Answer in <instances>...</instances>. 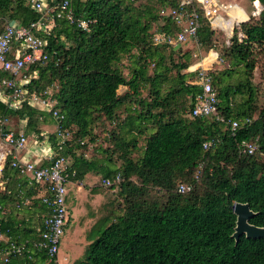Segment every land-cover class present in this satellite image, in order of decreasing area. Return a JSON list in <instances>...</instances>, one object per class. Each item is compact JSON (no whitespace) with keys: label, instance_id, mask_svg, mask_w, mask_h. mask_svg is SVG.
<instances>
[{"label":"trees","instance_id":"1","mask_svg":"<svg viewBox=\"0 0 264 264\" xmlns=\"http://www.w3.org/2000/svg\"><path fill=\"white\" fill-rule=\"evenodd\" d=\"M61 1L48 0L50 6ZM139 1L71 0L70 9L89 26L56 17L50 34L43 35L48 60L26 71L39 70L29 93L56 101L63 118L28 103L10 109L1 98L0 118H9L8 128L12 117L26 119L25 131L40 135L42 116L43 124L70 132L62 153L77 180L90 172L122 175L110 188L118 189L122 200L92 227L90 243L75 264H264V237H233L236 202L248 203L256 213L250 223L264 227V107L258 113L254 73L257 51L264 50V0H257L263 5L259 17L237 24L230 44L218 52L228 67L208 72L218 113L240 122L235 132L215 115H190L202 85L196 70H186L200 63L191 62L186 51L176 61L173 45L155 41L156 33L180 31L172 16L162 13L180 0ZM187 7L201 13L198 44L214 48L216 29L199 2ZM41 16L30 0H0V32L9 21L30 25ZM125 57L130 75L121 65ZM5 76L0 72V81ZM121 86L125 93L118 92ZM142 88H149L148 97ZM212 139L214 145L205 147ZM244 141L258 148L243 153ZM5 176L10 180L0 188V230L21 240L37 239V213L46 207L33 199L20 208L18 201L32 198L38 188L25 186L10 166ZM181 184L191 188L181 192ZM45 258L36 252L33 259L12 256L7 264H43Z\"/></svg>","mask_w":264,"mask_h":264},{"label":"built area","instance_id":"2","mask_svg":"<svg viewBox=\"0 0 264 264\" xmlns=\"http://www.w3.org/2000/svg\"><path fill=\"white\" fill-rule=\"evenodd\" d=\"M197 1L214 28L227 23L218 10L221 7H218L214 0ZM30 2L33 9L42 13L41 18L30 25L9 21L0 32V72L6 74L0 81V98L10 109H20L28 103L40 111L52 112L57 118H63L59 110L54 108L56 101L41 97L36 92L29 93L27 86L39 75V70L35 69L32 73L26 71L38 62L46 63L48 60V55L44 52L47 40L43 35L50 34L56 17L65 15L71 22H76L85 29L89 22L75 16L70 9L71 0H63L56 6H50L48 0ZM192 2L193 0H180L178 7L162 10L163 14L172 16L180 31L175 35L156 33L157 43L167 41L173 46H178L190 40H197L201 13L196 8L187 7ZM231 6L226 5L224 8ZM196 71L202 92L197 95L190 115L192 117L215 115L216 120L229 124L231 130L235 132L240 122L218 113L217 92L207 69L200 67ZM40 119L43 120V117ZM23 120L26 123V119ZM249 121L250 118H247L246 122ZM8 124L9 118H0V188H7L10 177L5 175L7 166H10L26 182L25 186L38 188L37 194L32 198L22 196L18 206L23 208L30 205L33 199H39L46 207V211L35 226L39 236L37 239L21 240L14 237L10 230L6 232L0 230V262L7 264L12 256L33 259L36 252H43L46 255L43 264H61L59 254L66 233L68 185L77 175V171L71 167V160L62 153L69 141L70 132L57 125L56 135L52 137L49 131H42L38 135L27 133L25 125H21L19 130H13L7 127ZM213 145V139L205 143V147ZM32 148H36L37 153L30 157L29 151ZM257 148L255 143L244 141L241 152L252 154ZM121 180L120 173L114 177L102 176L100 185L111 188ZM190 188L191 186L181 184L179 190L184 192Z\"/></svg>","mask_w":264,"mask_h":264},{"label":"rangeland","instance_id":"3","mask_svg":"<svg viewBox=\"0 0 264 264\" xmlns=\"http://www.w3.org/2000/svg\"><path fill=\"white\" fill-rule=\"evenodd\" d=\"M232 1L233 0H227L226 2L228 4ZM249 1L253 3V0H249ZM139 2H146V0H140ZM139 2H137V3H139ZM218 10H219V12L221 11L220 13H222V8H219ZM232 10H233L235 15L240 17V13L236 10V8H233ZM259 10H261V11L263 10V5L260 6ZM223 13H225V12L223 11ZM257 17H259V14L257 15ZM237 24H238L237 20H234V22L232 23V26H237ZM219 31H220L221 35L220 36L217 35V45H215L214 48L217 52L221 51V53H223L225 51L226 47L230 44V38L234 35V32L231 34V36L229 34L228 35L229 37H226V34L223 30H222V32H221V30H219ZM186 44H188V47ZM172 48L176 49L175 52H173V54H172L173 58L176 61L183 60L181 55L183 53H185V51H186V52H190L191 62H194V63H196V62L200 63L204 54L207 52V50H209L205 47L202 48L198 44L196 39L190 40L185 44H180V45L174 46ZM179 49L181 50V52L178 51ZM216 59L218 60V62L214 63V65L212 66L211 69H207L208 72L211 73V71H214L213 73L217 74L221 69H225L228 67L229 64H228L227 60L219 59V57ZM121 65H123L124 72L127 75H130L129 71H131V66H130L131 62H130L128 57H125L122 60ZM198 67L199 68L201 67V63ZM254 73L256 75L255 76V82L258 84L257 89H258V98L259 99L257 100L256 104L258 107L257 111L259 113V110L264 107V95H263V89H264V50H258L257 51V63H256V68L254 70ZM236 81L237 80H234V82H236ZM230 82H231V80H230ZM215 86H216V88H218L217 85H215ZM126 89H127L126 87L121 86L120 89L118 90V92L120 94L125 93ZM142 95L148 97L149 88H142ZM11 124H13V125H9L10 128H12L14 130H19L20 126H21V124H23V122H20V119L18 117H12L11 118ZM39 126L41 127L42 131H45L46 127L44 126L42 120H40ZM101 129H103V127L98 129V131L100 133H101ZM141 141L143 143V139ZM138 155H139V152L138 153L135 152L134 157H138ZM93 178H94L93 181H91L92 179L88 178L89 181L87 183H90V186H93L94 181L98 180V174H93ZM68 188L70 189L68 191V195H67L68 196V200H67L68 215H67L66 233H65L63 240H62V243H61V254L62 255L64 254V252L68 253L69 249H74L73 251L76 250V252H77V249L79 248V243L75 239V230H76V228L79 227V225L77 224L78 223L77 217H75V215H73L74 211H75L74 203H76L79 200H81L83 202V207H82L83 217H86V214H89L91 212V207H90V204L88 203V200H89L88 197H89L90 192L85 187H82V190L79 193H77L73 187L68 186ZM101 190L100 189L97 190L98 192H101V193L103 192V196H104V199L101 201V204L99 206L100 218L107 215V214H110L115 209V206H117V204L122 200L119 197L118 189H110V188H105L102 186ZM80 222H81V220L79 219V224H80ZM87 229H88V227L84 231H86ZM91 229L92 228H90V230L88 232L86 231V239H87V235L89 234ZM67 233L69 234L68 240L66 238ZM73 251H72V253H74ZM77 253H81V250H80V252H77ZM84 253H85V250L81 253L82 256L84 255ZM70 254H71V251H70ZM74 256H76V254L73 255V257ZM76 261H71L68 263L69 264H75L73 262H76Z\"/></svg>","mask_w":264,"mask_h":264},{"label":"crops","instance_id":"4","mask_svg":"<svg viewBox=\"0 0 264 264\" xmlns=\"http://www.w3.org/2000/svg\"><path fill=\"white\" fill-rule=\"evenodd\" d=\"M215 3L218 5V7L222 8V13L221 15L223 16L224 19H226L227 23H225L223 26H219V27H213L214 29H216V35L220 36L221 33L219 30H222L225 32L226 37H229L228 35L233 33L234 31V27L232 26V23L234 22V20H237L238 24L243 22V21H247L244 20L246 18H248V20L251 18V16H257L261 10L260 6L261 4L259 3V1L255 0L252 2H250L249 0H233L232 2L227 4V0H214ZM229 6L232 5L231 7H227L224 8V6ZM233 8H236V10L240 13V17H238L237 15L234 14L233 12ZM223 11L225 13H223ZM221 12V11H220ZM188 47V44H186ZM185 46V45H184ZM214 48H211L209 50H207V52L204 54L202 60L200 61L201 63V67L206 68V69H211L212 66L214 65V63H217L218 60L216 58H218V52L216 51ZM199 68V67H198ZM197 69V68H196ZM196 69H187L186 71H191V70H196ZM21 122H23V124H21L22 126L25 125L24 120H21ZM45 131H49L50 133H53L56 130V126L54 124H44ZM34 153H37L36 148H32L31 151H29V156L31 157ZM93 174H97L95 172H90L88 173L85 178L83 180H77L75 178L72 179V181L69 183L68 186L73 187L77 193L81 192L82 187H85L90 193H89V197H88V203L90 204L91 207V212L89 214H86V217H83V211H82V207H83V202L81 200L77 201L76 203H74V214L75 217H77L78 219V225L79 227L76 228L75 230V239L76 241L79 243V248L77 249V252L81 253L85 250L86 246L90 243V241H88L86 239V231L88 232L90 230V228H92V226L96 223V221L100 218L99 215V206L101 204V201L104 199L103 196V192H98V189H102V186L100 185V178L103 176L101 174H98V180L94 181L93 186H90V183H87L89 179H92L91 181H93ZM86 183V184H85ZM70 190V189H69ZM102 191V190H101ZM46 210H44V212L39 211L37 213V216H39L40 218L42 217V215L45 213ZM79 219L81 220L80 224H79ZM82 225V226H81ZM88 227V229L86 231H84L86 228ZM66 238L68 240L69 238V234H66ZM74 249H69L68 253H65L62 255L61 254V250H60V254H59V258H60V262L61 264H69L68 262L71 261H76L78 260L79 257L82 256L81 253H77L76 250L73 251ZM71 251V254H70ZM72 251L74 253H72ZM73 257V255H75ZM74 263V262H73Z\"/></svg>","mask_w":264,"mask_h":264},{"label":"water","instance_id":"5","mask_svg":"<svg viewBox=\"0 0 264 264\" xmlns=\"http://www.w3.org/2000/svg\"><path fill=\"white\" fill-rule=\"evenodd\" d=\"M234 212L237 215V225L233 237L238 241L241 235L247 237L261 238L264 237V227L250 223V219L256 214L248 203L236 202L233 205Z\"/></svg>","mask_w":264,"mask_h":264}]
</instances>
